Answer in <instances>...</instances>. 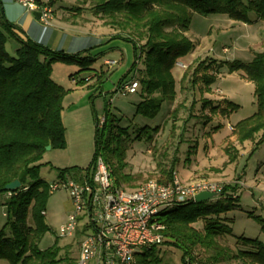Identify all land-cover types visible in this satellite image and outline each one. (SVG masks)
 I'll return each mask as SVG.
<instances>
[{
	"label": "trees",
	"instance_id": "1",
	"mask_svg": "<svg viewBox=\"0 0 264 264\" xmlns=\"http://www.w3.org/2000/svg\"><path fill=\"white\" fill-rule=\"evenodd\" d=\"M94 3L93 9L102 17L111 18L112 23L130 30L127 36L115 34L112 39L131 43L136 50L132 71L142 65L138 68L142 100L136 105V115L147 119L156 118L165 102L171 106L175 104L174 68L196 49L188 36L194 14L226 15L233 21L251 24L249 13L255 12L258 20L264 21V0H94ZM82 10L78 7L72 11L81 13ZM17 29L0 10V206L5 209L6 219L0 230V260L10 264H75L67 250L63 252L56 246L45 250L39 248L43 236L50 231L43 212L51 196L49 184L41 178L40 170L48 164L42 161L48 146L52 150L67 147L62 117L64 99L71 90L55 83L52 66L58 62L73 64L79 67V72H84L91 70L96 58L68 55L30 40L23 41L16 36ZM12 38L19 45L10 54L6 44ZM238 71L243 72L246 81L254 84L257 111L235 125L232 135L239 142H246L262 133L251 150L252 155L264 144V52L255 53L253 61L247 64L206 57L190 64L181 80L188 78L193 88L198 87L206 94L211 92L219 75ZM97 73L94 78L96 84H100L107 74L106 71ZM88 80L83 78L77 84H85ZM200 101L201 110L208 111L209 115L228 117L239 109L226 99L215 102L203 98ZM177 113V108L169 112L174 116ZM206 120L210 121L209 118ZM99 123L98 120L95 156L86 176L92 173L97 159L102 158L110 168L115 184L125 189L124 185L135 182L132 174L124 172L129 164L128 150L144 136L153 141L160 125L152 128V133L145 126L136 136H131L129 128L119 127L108 113L103 124L99 126ZM189 153L187 160L195 151ZM178 163L176 154L170 166L162 169L160 180L172 181ZM64 173L60 172L59 177ZM16 180L21 187L13 192L5 191V187ZM238 188L236 183L225 184L218 199L202 203L188 201L164 209L160 214L166 226L163 244L183 248L184 264L185 255L196 249L208 254L210 264L233 259L242 264H264L261 241L244 236L234 241L230 237L231 219L225 215L241 209ZM4 197L8 199L3 201ZM78 232V237L83 238L84 231ZM222 241H230L237 250ZM155 249L139 253L138 263L157 261Z\"/></svg>",
	"mask_w": 264,
	"mask_h": 264
},
{
	"label": "rangeland",
	"instance_id": "2",
	"mask_svg": "<svg viewBox=\"0 0 264 264\" xmlns=\"http://www.w3.org/2000/svg\"><path fill=\"white\" fill-rule=\"evenodd\" d=\"M55 1L57 8L84 7L83 16L87 19H94L99 23L100 29H102L100 31L101 38L112 34L127 36L130 32L129 28L112 23L113 19L104 18L96 9L94 10V0ZM249 18L252 23L246 25L233 21L226 15L202 16L194 14L188 36L196 44V49L185 58H182L181 63L187 64L196 58L194 62H197L206 57L219 61L236 60L246 64L252 62L255 53L264 52V21H261V23L256 22L258 17L255 12H250ZM18 45L19 43L12 38L7 42L6 49L10 54H13ZM224 49H227V52H224ZM106 57L108 59H120L118 53L112 54L110 52L106 54ZM92 66L100 69L103 66L102 57L98 58ZM185 70H179L175 67L173 71L177 82V90L181 92L178 98L179 102L174 104L173 108L165 102L162 105L161 112L154 119L136 115V105L141 99L139 92L135 94L123 93L122 91L115 92L111 91L109 86L108 92L104 94L106 96H98L95 104L97 117L100 119L108 113V116L114 119L119 127L129 128L131 136H136L140 129L145 126H148L149 131L152 133L151 129L160 125L159 131L154 134L153 141H149L144 136L141 141H135L128 150L127 161L129 164L124 172L132 174L135 182L131 185H124V188L131 190L150 179H160L162 177V169L170 166L176 154L180 163L175 172H178L180 177H186L188 169L191 166L193 167V164L186 160L189 157V151H196L191 156L194 155L195 160L202 164H196L197 174L193 175L189 183L181 182L183 184L188 185L199 180H206L217 182L223 186L227 182L222 177L227 174L229 176L228 181L237 183L239 178L238 175L234 174V169L236 168L237 173L243 171L244 174L246 173L245 181L247 184H251L254 175L259 174L255 177L257 178L256 181L264 187V169H260L264 165V144L254 154L244 156L250 151V147L255 146V142L258 141L262 133H259L253 141L239 142L233 137L231 131V127H234L242 120L248 119L257 111L254 84L242 77V71L222 74L218 76L216 83L211 86V92L206 93L207 95L204 97L205 93H201L198 87L193 88L188 78L180 82L181 74ZM137 72L135 79L138 81L139 71L137 70ZM87 73L89 72H79V67L73 64L58 62L52 66V79L55 83L65 88L70 87V85L72 87L78 85L74 84L72 76L74 79L80 80ZM116 73L117 70L111 73L110 77ZM106 82L107 80L105 79L103 84ZM129 82H126L125 85ZM103 89L107 91L106 87ZM217 89L221 90L222 93L215 92ZM97 90L98 93H101L100 88ZM203 98L211 99L215 102H222L226 99L238 105L239 109L228 117L209 115L208 111L203 112L201 110L200 100ZM174 108L178 110L176 116L169 114L170 110ZM206 118H209L210 121H207ZM97 127L96 122V129ZM232 138L233 140H231ZM207 145L218 147L211 154L215 157L208 158L209 162L205 155V147ZM222 146L224 147L223 152L221 151L222 149L219 150V147ZM177 149L178 151L176 152ZM59 154V150L52 149L46 150L43 154L42 161L49 164L41 168L40 176L48 184L56 179L61 170L68 167V164H50L54 163L56 159H60ZM220 157L225 158L226 161L223 163V160L220 161ZM72 172H76V170ZM255 194L256 197L260 195L258 191ZM7 199L4 197L3 201ZM4 213V207L0 206V230L4 227L6 221ZM225 216L231 219L232 235L230 237L234 241L238 237L244 236L250 239H257L264 244V230L262 229L264 209L260 205L256 209L243 207V209L233 210ZM67 220L68 216L59 213V210L53 211L50 216H45V222L49 226L50 231L43 236L39 248L45 250L56 246L63 252L69 251V257L75 259L77 254L79 255V243L82 236L78 237V234H76L72 238H59L57 234L59 226L65 224ZM80 232L81 230L78 233ZM223 244L230 246L234 251L237 250L236 246L230 241H224ZM155 248L157 261L148 264H184L183 248H173L163 243ZM191 256L192 260L190 259ZM185 257L186 264H210L208 254L200 249L191 251V254L185 255ZM139 259L140 257L137 255L134 260L135 264H139ZM0 264L10 263L6 260H0ZM220 264H242V262L233 259Z\"/></svg>",
	"mask_w": 264,
	"mask_h": 264
},
{
	"label": "crops",
	"instance_id": "3",
	"mask_svg": "<svg viewBox=\"0 0 264 264\" xmlns=\"http://www.w3.org/2000/svg\"><path fill=\"white\" fill-rule=\"evenodd\" d=\"M42 1L47 3L53 10V20L50 26L42 24L37 12L27 11L19 3H17L16 0H0V10H3L6 18L17 26L18 29L15 31V34L19 39L23 41L30 40L34 43L43 45L52 51L63 52L68 55L82 54L81 56L95 57L96 60L102 57L103 66L100 67V69H96L92 66L91 70L88 71L89 73L85 74L86 76L84 78H88V82L73 87L70 85V87L66 88L71 90L64 99L62 117L66 130L67 147L64 150H59L60 159L58 158L54 161V163H50L68 164V167L67 169L60 171H65L62 177H59L58 175L56 179L49 184L60 180H82L95 156L96 122L98 120H104V117L100 119L97 117L95 104L98 96H106L104 94H106L105 92H108L109 86L111 87V91L119 92L118 90L122 88L126 82L136 80L135 78L138 74L137 70L138 68L141 69L142 65L139 64L137 69L132 71L136 60V50L134 46L124 40H113L112 38L115 34L105 35L104 38H101L100 31L102 29H100L99 23L94 19H87L83 16L85 10L84 7H80L83 10L81 13H78L72 11L73 8H78L76 6L57 8L55 0ZM256 22L261 23L258 18ZM16 42L18 43L17 40ZM110 52L112 54L118 53L120 59H108L106 54ZM105 60L117 61L118 65L114 68H108L104 64ZM195 60L189 61L185 64L189 66ZM178 69L181 70L180 68ZM116 70L117 73L110 77V74ZM99 71H106L107 75L105 79L107 82L104 84L103 82L96 84V78H94V75ZM183 73L181 74L180 82ZM73 80L74 84H77V82L81 79L78 80L73 78ZM105 87L107 88V91H104L103 88ZM99 88L101 93H98L97 89ZM137 92L140 93V85ZM180 93L181 92L177 90V99L175 104L179 102L178 98ZM206 95L207 94H205L204 97H206ZM141 100L142 99H140V101ZM171 107L173 108V105ZM231 131H233V127H231ZM231 140H233V138ZM219 148V150L222 149L221 151L223 152L224 147L222 146ZM252 148L253 147H250V151L244 154V156H250ZM217 149L218 147L215 146L207 145L205 147V155L208 162V158L215 157L211 154ZM193 156H190L189 159L190 163L193 164V167L191 166V168L188 169L186 177H180L178 172H175V175L179 177L180 179H178L183 183H189V181L193 178V175L197 174L196 164H202L197 162L195 160V156ZM220 158V161L223 160V163L226 161L225 158ZM260 169H264V165L261 166ZM74 170H76V172H72ZM234 174L238 175L239 178L236 184L239 185L238 196L240 199L241 209H243V207L256 209L258 205L264 209L261 203L264 187L262 184L258 183L256 181L257 178H255L259 174L256 176L254 175L251 184H247L245 181L246 173L244 174V171L237 173V169L235 168ZM228 177L229 176L227 174L226 176L223 175L222 178L227 182V184L232 183L228 181ZM42 179L45 180L44 178ZM257 191L260 194L259 197H256L255 192ZM57 210H59V213L66 214L67 216H69L72 210L69 195L63 190L51 194L47 203L45 216H50L53 211ZM77 259L78 254L74 260L76 261Z\"/></svg>",
	"mask_w": 264,
	"mask_h": 264
},
{
	"label": "built area",
	"instance_id": "4",
	"mask_svg": "<svg viewBox=\"0 0 264 264\" xmlns=\"http://www.w3.org/2000/svg\"><path fill=\"white\" fill-rule=\"evenodd\" d=\"M16 2L29 12H37L45 26L51 25L53 10L47 3L42 0ZM104 64L114 68L118 62L105 60ZM176 67L185 70L187 65L178 62ZM138 88L139 82L132 80L118 91L135 94ZM215 92L222 93L219 89ZM60 190L69 195L72 210L67 222L59 226L58 237L72 238L78 230L84 231L75 264H135L139 253L163 243L166 226L160 214L164 209L194 202L202 192L221 193L223 186L206 180L187 185L174 175L170 182L150 179L133 190H126L115 184L110 168L98 158L92 173L85 174L82 180L49 184L51 194ZM261 203L264 207V192Z\"/></svg>",
	"mask_w": 264,
	"mask_h": 264
},
{
	"label": "water",
	"instance_id": "5",
	"mask_svg": "<svg viewBox=\"0 0 264 264\" xmlns=\"http://www.w3.org/2000/svg\"><path fill=\"white\" fill-rule=\"evenodd\" d=\"M50 149H51L50 146H48L46 148V150H50ZM20 187H21V183L18 180H16V181H13L10 184H8L5 187V191L13 192V191L18 190ZM220 196H221L220 193L202 192L195 197L194 202L195 203H202V202H206V201H211V200L218 199Z\"/></svg>",
	"mask_w": 264,
	"mask_h": 264
}]
</instances>
